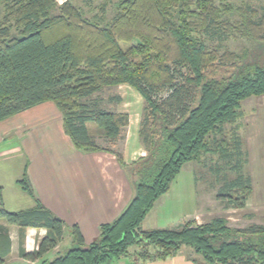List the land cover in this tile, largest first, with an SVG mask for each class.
Wrapping results in <instances>:
<instances>
[{
  "label": "trees",
  "instance_id": "16d2710c",
  "mask_svg": "<svg viewBox=\"0 0 264 264\" xmlns=\"http://www.w3.org/2000/svg\"><path fill=\"white\" fill-rule=\"evenodd\" d=\"M97 1L96 13L88 16L72 0H0V122L52 102L74 148L114 155L134 188L125 209L99 226L94 241L85 243L74 225L73 246L40 264H146L182 249L195 253L198 258L187 255L195 264H264V225L231 228L215 217L202 224L186 221L180 229L141 228L183 165L208 156L216 176L223 169L234 173L223 178L217 199L229 208L245 206L252 182L243 173L240 107L264 95V59L220 51L215 43L237 38L263 45L264 4L257 9L227 0ZM120 84L143 99L138 138L145 155L129 164L114 149L129 117L108 108L120 103L118 95H100ZM17 184L34 205L7 210L0 186V221L18 227L19 257L34 261L59 246L65 223L34 197L25 171ZM27 228L46 231L30 253L22 248ZM10 247L0 224V264Z\"/></svg>",
  "mask_w": 264,
  "mask_h": 264
},
{
  "label": "crops",
  "instance_id": "0c3cea01",
  "mask_svg": "<svg viewBox=\"0 0 264 264\" xmlns=\"http://www.w3.org/2000/svg\"><path fill=\"white\" fill-rule=\"evenodd\" d=\"M56 1L62 3L64 0ZM110 90L121 101L108 108L129 117L121 149L124 162L129 164L145 155L138 138L143 99L126 84ZM1 147L9 149L0 151V186L4 206H11L6 209L16 211L34 205L33 198L17 184L25 171L34 197L65 223L63 240L65 235H69L70 227L76 225L85 243H91L99 235V226L114 221L133 197V185L114 155L83 153L74 148L64 133L62 116L52 102L42 103L1 121ZM14 147L17 150H13ZM0 224L6 227L11 242L4 264H8L10 258L16 264H39L41 260L52 259L61 244L41 259H23L19 257L18 227L2 221ZM45 234L44 229L27 228L22 245L24 251L33 252ZM148 264L194 263L180 251L166 260Z\"/></svg>",
  "mask_w": 264,
  "mask_h": 264
},
{
  "label": "rangeland",
  "instance_id": "374dc122",
  "mask_svg": "<svg viewBox=\"0 0 264 264\" xmlns=\"http://www.w3.org/2000/svg\"><path fill=\"white\" fill-rule=\"evenodd\" d=\"M227 1L234 5L249 4L257 9L264 4V0ZM72 2L88 16L96 13L99 3L97 0H72ZM107 15L110 17L112 12L109 11ZM215 44L220 51L227 50L235 54L248 53L260 61L264 59V44L260 45L237 38H230L221 42V44L218 42ZM113 93L111 90L110 92L104 90L100 95L105 100L107 96ZM141 106L143 107V103ZM240 108L244 116L240 121L237 132L241 138L242 148L246 152L247 159L243 173L249 175L252 182L245 206L241 209H233L217 199V192L223 183V178L232 179L234 173L223 169V166L219 164L223 171L216 176L213 171L215 168L213 159L208 156L202 158L201 163L190 162L183 165L181 171L171 183L169 191L155 202L152 210L144 218L141 226L143 230L180 229L186 221L191 220L196 224H202L215 217L225 218L228 222L227 225L231 228H243L251 224L264 225V95L253 96L242 101ZM90 128L92 130L91 125ZM226 128L229 129V127ZM96 138L98 144L110 145L104 138ZM122 142L119 141L114 149L121 151ZM16 147L19 148L18 145ZM7 150L9 149L0 148V151ZM13 150L17 149L14 147ZM25 200L29 199L26 198ZM71 239L70 235H65L60 246L54 251V255L58 252L63 254L71 248L73 246ZM136 249V247H131L129 250L134 251ZM181 252L186 256H191V258H198L190 249H182ZM8 264H16V261L10 258ZM112 264H129V261L128 259H119L114 260Z\"/></svg>",
  "mask_w": 264,
  "mask_h": 264
}]
</instances>
